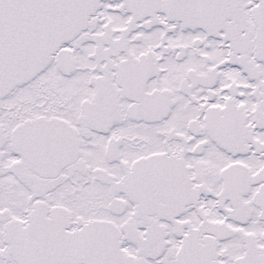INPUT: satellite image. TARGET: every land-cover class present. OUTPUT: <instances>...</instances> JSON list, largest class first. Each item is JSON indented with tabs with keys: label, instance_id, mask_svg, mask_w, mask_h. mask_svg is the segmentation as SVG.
Wrapping results in <instances>:
<instances>
[{
	"label": "snow or ice",
	"instance_id": "6c2138e0",
	"mask_svg": "<svg viewBox=\"0 0 264 264\" xmlns=\"http://www.w3.org/2000/svg\"><path fill=\"white\" fill-rule=\"evenodd\" d=\"M0 264H264V0H0Z\"/></svg>",
	"mask_w": 264,
	"mask_h": 264
}]
</instances>
